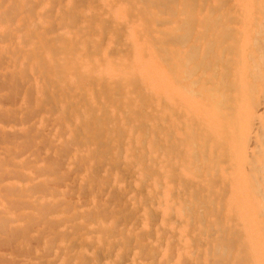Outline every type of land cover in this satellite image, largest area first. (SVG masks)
Masks as SVG:
<instances>
[{
	"label": "bare ground",
	"instance_id": "bare-ground-1",
	"mask_svg": "<svg viewBox=\"0 0 264 264\" xmlns=\"http://www.w3.org/2000/svg\"><path fill=\"white\" fill-rule=\"evenodd\" d=\"M0 264H264V0H0Z\"/></svg>",
	"mask_w": 264,
	"mask_h": 264
}]
</instances>
